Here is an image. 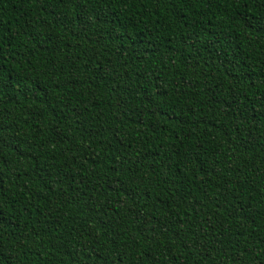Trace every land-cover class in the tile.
<instances>
[{
  "label": "trees",
  "instance_id": "1",
  "mask_svg": "<svg viewBox=\"0 0 264 264\" xmlns=\"http://www.w3.org/2000/svg\"><path fill=\"white\" fill-rule=\"evenodd\" d=\"M0 264H264V0H0Z\"/></svg>",
  "mask_w": 264,
  "mask_h": 264
}]
</instances>
